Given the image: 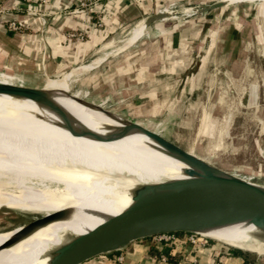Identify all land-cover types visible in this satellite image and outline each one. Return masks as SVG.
Listing matches in <instances>:
<instances>
[{
  "label": "rangeland",
  "instance_id": "rangeland-1",
  "mask_svg": "<svg viewBox=\"0 0 264 264\" xmlns=\"http://www.w3.org/2000/svg\"><path fill=\"white\" fill-rule=\"evenodd\" d=\"M96 1L98 0H85L86 5L84 7H81L77 1V5L72 9H86ZM214 1L218 0H162L161 6H158L157 9L159 11L167 10L165 19L169 18L160 25V29L154 28L153 23L156 20H152L148 25L149 27L146 26V28L152 30L149 36L144 35L125 49L124 44L120 45V40L128 32H123L109 40V42L114 41L113 45L120 46L104 57L102 59L104 61L101 60L99 65L87 69L103 50H100L101 52L96 54L94 58H89L79 68L77 67L78 69L73 74L68 75L72 76L80 71L79 77L71 83L70 88L72 91H78L75 93L73 102L67 107V112L58 119L53 117L52 120L57 122L68 121L78 125H81L82 120L105 135L113 136L118 140H114L113 143L109 144H100L79 135L47 128L41 136L31 140L22 152H17L11 159L30 156L38 165L51 160L64 161L68 164L67 166L72 168L70 170L76 173V167L79 165L76 157L54 156L80 155L83 157L84 154L90 156V153H92L96 155V158L89 160V162L93 161L94 167L99 172H117L126 168L136 159L133 155L126 154L123 148H120L123 145V147L127 146L139 153L143 164L147 160L154 161L149 165L161 163L160 155L178 161L184 160L173 152L167 151L158 141L142 130L128 128L126 121L120 116L116 114L109 115L101 111L96 106L104 108L102 104L95 103L97 105H93L90 100L92 99L93 101L105 102L104 105L115 112L122 111L130 118L139 119L136 122L143 128H147L172 141L189 154L194 151L196 156L203 159L204 163L211 162L214 164V172L207 180L214 190L218 188L214 184V180L218 176H229L235 180H245L243 181L245 185L242 184V186H254L264 189V2L261 4L260 1L256 0H241L224 7L225 13L223 14H221V8H213L210 15L214 23L217 19V25H219L221 18L225 21L224 26L227 25L226 30H231L233 24L240 23V30L243 32L240 33L238 43L240 55H237L236 52V42L231 44L229 41H218L214 49L207 53L201 52L198 58H202L205 67L199 70L196 84L193 86L187 84L184 89L180 86L183 83L177 87L174 86L173 100L170 99L171 102L169 103L166 102L167 100L165 102L161 100L162 111L155 113L154 116H136L127 108L132 96L130 95L125 99L124 94H122L125 91H131L137 98L141 87L123 86V84L129 77L140 74V66L142 65L146 66L149 63L161 64V62L179 65L180 63L199 62L197 59H193L194 55L191 56L193 53L188 49L166 48L165 45L169 41V38L166 39V33L184 27L188 20L202 16L204 13L197 11V9L206 7ZM205 3L206 5H203ZM235 10H238V13ZM230 11H235L237 16L235 14L234 17L233 15L230 16ZM4 12L5 9L0 3V13ZM11 22L15 21H8L7 25L9 27ZM15 24L18 26L16 30H19V24L17 22ZM96 24L100 26L101 22L97 21ZM221 24L218 29H221ZM135 28H132L130 32H135L133 31ZM142 28L143 26L140 29ZM139 34L140 32L136 35V38ZM72 35L79 40L85 39L83 32H73ZM220 46L224 48L221 52L219 51ZM227 49H234L233 52L235 53L229 56L227 55ZM189 73L186 75H189ZM66 77L59 81L67 79ZM20 80L25 85H41L43 83L40 77H35L32 74L12 81L19 82ZM53 83L45 85L44 90L47 92ZM84 90L90 91V99ZM180 91H183V94H179ZM32 99V97L28 98L18 105V102L1 103L0 105H13L15 110H20ZM164 103L167 105L166 108H164ZM95 107L96 110L93 111ZM122 129L126 130L122 131ZM84 144L89 147L86 149L91 147L97 149L86 152L83 148ZM109 152L112 155L124 154L125 158L120 162L122 164L103 162ZM142 163L136 159V166L134 164L130 167H133L137 172L136 168L141 165L142 169L138 172L143 173L145 166L143 167ZM80 167L81 169L93 171L81 165ZM28 171L29 166L21 165L16 173L4 177L0 176V232L14 231V228L39 217L41 214L64 209L50 203L35 185L32 186L24 182V177ZM74 176L78 177L77 174ZM90 204L93 203H85L78 208L67 209L70 210L67 219L52 222L33 232L58 230L75 216L84 212ZM114 205L113 203L108 204V207ZM89 209L84 213H87ZM186 234L188 236L193 235L194 238L199 240L207 239L225 244L222 241L198 233L186 232ZM232 246L240 248L239 245L233 244ZM241 248V250L245 249ZM245 251L258 258L259 262L257 264H264V253H258L251 249ZM0 264L23 263L15 256L4 255L0 257Z\"/></svg>",
  "mask_w": 264,
  "mask_h": 264
},
{
  "label": "crops",
  "instance_id": "crops-1",
  "mask_svg": "<svg viewBox=\"0 0 264 264\" xmlns=\"http://www.w3.org/2000/svg\"><path fill=\"white\" fill-rule=\"evenodd\" d=\"M77 1L0 0L5 9L4 13H0V63L44 71L48 74H59L75 69L99 54L110 39L128 32L138 21L146 22L157 14L159 12L157 7L161 6L162 0H98L86 9L74 10L72 8L77 5ZM227 5L219 7L221 14L225 13L224 7ZM212 11L213 9L202 12L204 13L202 16L188 20L184 27L166 33V39L169 38L166 48L188 49L192 51L191 56L194 55L193 59H197L198 63L196 61L180 63V65L149 63L140 66V74L124 81L123 86L141 87L137 98L131 91L122 93L125 99L132 96L128 102L129 106H126L131 113L139 117L154 116L155 113L162 111L161 100L164 102L167 100V103L171 102L170 99L173 100L174 86L183 83L180 86L184 89L187 84L191 86L196 84L199 70L205 67L202 58L198 57L201 52L207 53L214 49L218 41H229L231 44L236 42V52L240 55L238 43L240 33H243L240 30V23L233 24L231 30H226L227 25L224 26L225 21L222 18L219 25L216 24L217 19L214 23L210 15ZM235 11L238 13V10ZM235 11H230V16L234 17ZM168 18L157 19L153 23L154 28L160 29V25ZM8 21L17 22L20 29H12L7 25ZM97 21L101 22L100 26H97ZM220 24L221 29H218ZM73 32H83L85 39L79 40L72 35ZM219 48L220 52L224 49L223 46ZM227 50L229 56L235 53L234 49ZM188 72L189 75H186ZM66 76L61 74L50 77L45 81V85L51 82L55 84ZM13 78L12 74L0 72V83L13 84ZM17 84L22 85V82ZM179 94H183V91ZM23 98L0 92V102H15ZM164 104L166 108L167 105ZM67 168L72 169L69 166ZM82 170L84 174L79 171L73 173L77 174L79 179L94 174L93 171L83 168ZM188 237L185 232L176 235L175 240L170 242L158 240L156 236L140 238L121 249L97 255L81 264H193L194 261L208 264H257L259 262L254 255L244 257L233 250L235 247L207 239H197L192 242ZM164 248L173 260H169L168 257L167 261L158 259ZM118 256H122L121 262L117 261Z\"/></svg>",
  "mask_w": 264,
  "mask_h": 264
},
{
  "label": "bare ground",
  "instance_id": "bare-ground-1",
  "mask_svg": "<svg viewBox=\"0 0 264 264\" xmlns=\"http://www.w3.org/2000/svg\"><path fill=\"white\" fill-rule=\"evenodd\" d=\"M222 1H224V5H227L241 0ZM256 1H260L261 4L264 2V0ZM160 12L164 14L162 19H165V17H167V10ZM133 26L120 40V45L124 44L126 46L124 49L135 43L144 35L148 37L152 31L146 28L143 20ZM141 26H143L142 29H140ZM132 28H135L133 30L135 32H130ZM139 32L140 34L136 38ZM113 43L114 41H110L105 44L102 48V53L94 59L95 61L87 67V69L99 65L104 57L113 49L120 46L113 45ZM78 68L60 73L59 75H67V79L56 82L47 90V96L34 97L20 110H15L13 105H0V176L4 177L16 173V170L21 165L29 166V171L24 177V182L32 186L35 185L38 191L53 205L64 209H75L85 203L92 202L93 204H90L87 208H90L87 213H84L86 209L84 212L71 219L62 228L54 231H36L31 234H26L10 246L5 247L4 244L14 231L0 232V257L4 255L15 256L23 264H48L54 251L68 241L70 237L94 229L100 225L106 224L108 220L135 210L136 207H132L133 196L141 187L189 178L188 174L184 171L189 167L196 172L197 176L204 178L206 181L214 172V164L211 162L204 163L203 159L196 156L194 151L191 152V155L197 157L199 161L189 159L178 161L160 155L161 163L151 165L154 161L147 160L145 164H143L139 153L127 146L123 147V145L120 148H123L126 154L133 155L138 162L143 164V167L145 166L143 173L138 172L142 169L141 165L136 168L138 170L137 172L133 167H130L136 163V159L126 168L120 169V171L99 172L96 167H94L93 161L89 162V160H94L96 158V155L92 153H90V156L84 154V159H82L83 157L80 155L54 156L64 158L76 157L79 161V165L94 171L93 175L83 179L76 178L73 171L67 168L68 164L64 161L51 160L45 161V164L42 163L38 165L30 156L11 159L17 152H22L31 140L41 136V134H43L42 132L47 128H51L55 131H63L72 135H79L89 141L100 144H109L113 143L114 140H118L113 136L105 135L83 122L81 119V125L68 121L57 122L52 120L53 117L58 119L67 112V107L75 99L76 91H73L71 93L72 95L70 94V91H72L70 90V84L79 77L80 71L72 76L68 75L73 74ZM46 85H49V83ZM28 98L29 97H24L14 103L18 102V105ZM1 103L7 102H0V104ZM95 110L96 107L93 111ZM71 117L75 118L73 116ZM84 145L83 148H85L86 152L88 150L97 149L96 147L86 149L89 147H86V144ZM78 148L81 149L80 147ZM124 158V154L112 155L109 152L107 158H104L103 162H109V164H111V162L122 164L120 162H122ZM146 163L148 164L146 165ZM149 163L151 164L149 165ZM76 171H79L81 174L85 173L80 167H76ZM123 171L125 172L123 173ZM240 181L243 182L245 180ZM112 203L115 205L108 207V204ZM15 229L16 228L13 230ZM198 234L227 244L239 245L240 248L243 247L258 253H264V239L256 237V235L260 234V231L255 225L250 223L248 219L204 228L200 230Z\"/></svg>",
  "mask_w": 264,
  "mask_h": 264
},
{
  "label": "water",
  "instance_id": "water-1",
  "mask_svg": "<svg viewBox=\"0 0 264 264\" xmlns=\"http://www.w3.org/2000/svg\"><path fill=\"white\" fill-rule=\"evenodd\" d=\"M224 4V1L218 0L209 6L197 9V11L206 12ZM163 17L164 14L158 12L149 18L145 25L148 26L152 20ZM0 72L12 74L13 79L25 78V75L30 74L40 77L43 80L41 85H25L21 80L19 82H22V85L17 84L18 82L15 81H12L13 84L0 83V92L32 98L47 96L48 94L44 90L45 81L60 74H48L44 71L3 63H0ZM84 91H86L89 98L90 91ZM72 92L70 91V94ZM90 100L93 105L101 103L104 108L96 106L101 111L109 115L116 114L120 116L126 121L128 128L142 130L158 141L167 151L173 152L184 160L199 161L197 157L189 154L179 145L147 128H143L136 122L139 119L130 118L122 111L115 112L108 109L104 105L105 102ZM125 130L122 129V131ZM184 171L189 178L141 187L133 196L132 207L135 206V210L108 220L106 224L94 229L70 237L68 241L54 251L48 264H81L97 255L121 249L140 238L171 232L198 233L204 228L244 219H248L250 223L259 229L260 234L256 237L264 239V189L254 186L242 187L244 183L239 180L232 179L229 176H218L214 180V184L218 188L214 190L210 183L197 176L191 167ZM69 215L70 210L67 209L41 214L39 217H35L17 227L7 238L4 245L5 247L10 246L26 234L52 222L65 220Z\"/></svg>",
  "mask_w": 264,
  "mask_h": 264
},
{
  "label": "built area",
  "instance_id": "built-area-1",
  "mask_svg": "<svg viewBox=\"0 0 264 264\" xmlns=\"http://www.w3.org/2000/svg\"><path fill=\"white\" fill-rule=\"evenodd\" d=\"M78 3H79V5L81 7H84L86 5L85 4V0H78ZM10 27L12 29H17L18 28V26L15 24V22H11L10 23ZM155 236L158 238V240L167 241V242L173 241L176 238V235L174 234V232H171V233H162V234H158V235H155ZM188 238L192 242H195L198 239V238H194L193 235H189ZM158 259L160 261H167V256L164 253H162V254H159ZM121 260H122V256H118L117 257V261L118 262H121ZM193 264H208V263H201V262L194 261Z\"/></svg>",
  "mask_w": 264,
  "mask_h": 264
},
{
  "label": "trees",
  "instance_id": "trees-1",
  "mask_svg": "<svg viewBox=\"0 0 264 264\" xmlns=\"http://www.w3.org/2000/svg\"><path fill=\"white\" fill-rule=\"evenodd\" d=\"M184 233L185 232H174L175 235L184 234ZM233 250H235L236 252H239L241 255H243L246 258L247 256L253 255L252 253L245 251V250H241L237 248H234ZM162 253H164L168 257L169 260H173L171 259L170 255L168 254V251L165 248L162 250Z\"/></svg>",
  "mask_w": 264,
  "mask_h": 264
}]
</instances>
